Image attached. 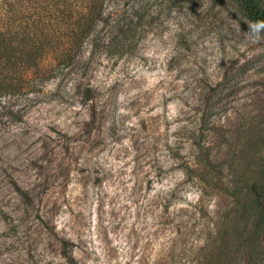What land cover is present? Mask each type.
Segmentation results:
<instances>
[{"label": "rangeland", "instance_id": "obj_1", "mask_svg": "<svg viewBox=\"0 0 264 264\" xmlns=\"http://www.w3.org/2000/svg\"><path fill=\"white\" fill-rule=\"evenodd\" d=\"M107 13L64 80L0 99V264H198L258 174L264 31L242 3Z\"/></svg>", "mask_w": 264, "mask_h": 264}, {"label": "trees", "instance_id": "obj_2", "mask_svg": "<svg viewBox=\"0 0 264 264\" xmlns=\"http://www.w3.org/2000/svg\"><path fill=\"white\" fill-rule=\"evenodd\" d=\"M239 1L251 20L264 22V0ZM107 4L108 0H0V99L38 92L50 80H64L88 43L99 39V27L109 17ZM131 29L132 25L125 30ZM259 155L258 174L242 171L231 189L236 203L230 227L217 231L218 240L198 264H239L241 257L246 264H264V153ZM205 165H211L210 160Z\"/></svg>", "mask_w": 264, "mask_h": 264}, {"label": "clouds", "instance_id": "obj_3", "mask_svg": "<svg viewBox=\"0 0 264 264\" xmlns=\"http://www.w3.org/2000/svg\"><path fill=\"white\" fill-rule=\"evenodd\" d=\"M261 28H264V22H259L255 25H252L253 32H258Z\"/></svg>", "mask_w": 264, "mask_h": 264}]
</instances>
